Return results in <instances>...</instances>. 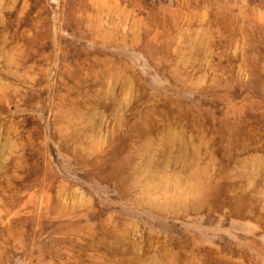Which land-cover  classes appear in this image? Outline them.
I'll list each match as a JSON object with an SVG mask.
<instances>
[{
    "label": "rangeland",
    "instance_id": "1",
    "mask_svg": "<svg viewBox=\"0 0 264 264\" xmlns=\"http://www.w3.org/2000/svg\"><path fill=\"white\" fill-rule=\"evenodd\" d=\"M0 264H264V0H0Z\"/></svg>",
    "mask_w": 264,
    "mask_h": 264
}]
</instances>
